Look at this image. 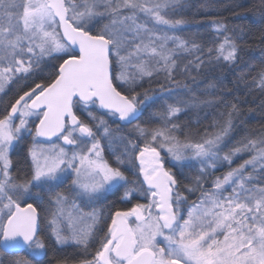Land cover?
I'll list each match as a JSON object with an SVG mask.
<instances>
[{
    "label": "snow or ice",
    "instance_id": "1",
    "mask_svg": "<svg viewBox=\"0 0 264 264\" xmlns=\"http://www.w3.org/2000/svg\"><path fill=\"white\" fill-rule=\"evenodd\" d=\"M190 7L0 0V264H67L48 256L68 245L84 253L79 264H264V132L228 147L238 102L202 133L179 119L220 102L215 82L197 95L183 80L242 59L223 22L208 45L180 35ZM157 100L156 126H141ZM193 167L189 184L173 171ZM121 190L128 207L105 215L97 204Z\"/></svg>",
    "mask_w": 264,
    "mask_h": 264
},
{
    "label": "trees",
    "instance_id": "2",
    "mask_svg": "<svg viewBox=\"0 0 264 264\" xmlns=\"http://www.w3.org/2000/svg\"><path fill=\"white\" fill-rule=\"evenodd\" d=\"M188 2L193 7L185 10L184 15L190 20V23L179 34L187 39H195L201 44L208 45L217 39L212 28L213 22H223L227 25L228 33L240 45L242 59L237 66L230 69L225 68L222 73L217 71L200 76L195 82L182 81L197 95H201L207 83L215 82L217 85L216 97L220 102L216 107L202 111L199 121L191 110L188 113H182L179 118L181 124L189 126L194 134L202 133L206 128H210L214 118L223 119L220 113L227 111L224 108V102H238L241 108L242 122L237 123L228 139V147L238 144L245 137H257L261 132H264V91L256 86L259 73L264 71V63H262L264 61V11L260 7V0H188ZM189 58L187 55L179 56L178 63L182 65ZM145 87L147 88L148 85L145 84ZM152 88L155 90L151 93L154 97L166 95V93L159 92L155 84L152 85ZM173 91L183 92L184 89L174 88ZM158 110H163V101H149L148 107L137 123L147 127L156 126L151 120V113ZM205 111L208 113L207 116L204 115ZM96 114L102 115L103 112L97 110ZM80 115L82 119L89 120L86 114L81 113ZM104 118L109 119L106 116ZM109 123H112L110 119ZM112 126L115 128V124ZM125 134H128L127 131ZM194 138L199 139V136L194 135ZM249 155V153H243L234 158L232 167L242 163ZM173 171L177 173L182 184L191 183L198 174L195 167L185 168L183 172L177 168ZM224 171H228L227 165L217 169L214 175L219 176ZM208 183L210 184V181ZM205 186L207 187L208 184ZM120 196L121 191L111 193L102 200L103 203L99 202L97 207L102 209L105 215L113 208L123 209ZM53 256L67 261V264H77L84 258L82 251L74 245L63 249L50 248L49 261L53 259Z\"/></svg>",
    "mask_w": 264,
    "mask_h": 264
},
{
    "label": "rangeland",
    "instance_id": "3",
    "mask_svg": "<svg viewBox=\"0 0 264 264\" xmlns=\"http://www.w3.org/2000/svg\"><path fill=\"white\" fill-rule=\"evenodd\" d=\"M105 155L108 157V159H109V162L110 163H112L113 165H115V161L113 160V158L111 157V155L106 151L105 152ZM167 166V165H166ZM173 169H175V168H173ZM225 172H227V171H224V172H222L221 174H219V176L220 175H222L223 173H225ZM108 195V194H107ZM68 246H72V245H68ZM83 253V252H82ZM83 255H84V253H83ZM83 259V258H82ZM81 259V260H82ZM77 264H79V261H78V263Z\"/></svg>",
    "mask_w": 264,
    "mask_h": 264
},
{
    "label": "flooded vegetation",
    "instance_id": "4",
    "mask_svg": "<svg viewBox=\"0 0 264 264\" xmlns=\"http://www.w3.org/2000/svg\"><path fill=\"white\" fill-rule=\"evenodd\" d=\"M99 111H100V110H99ZM122 191H123V190H121V195H122ZM109 194H111V193H109ZM109 194H108V195H109ZM108 195H107V196H108ZM103 202H104V201H100V203H103ZM98 204H99V203H98ZM98 204H97V205H98ZM121 204H122V206H123V209H125V208L128 207V204H126V203H124V202H122V201H121ZM65 247H69V246H65ZM68 264H69V263H68Z\"/></svg>",
    "mask_w": 264,
    "mask_h": 264
},
{
    "label": "water",
    "instance_id": "5",
    "mask_svg": "<svg viewBox=\"0 0 264 264\" xmlns=\"http://www.w3.org/2000/svg\"><path fill=\"white\" fill-rule=\"evenodd\" d=\"M101 112H104V110H100Z\"/></svg>",
    "mask_w": 264,
    "mask_h": 264
}]
</instances>
